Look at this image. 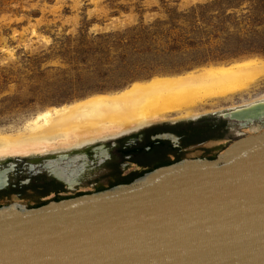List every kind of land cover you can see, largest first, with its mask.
Listing matches in <instances>:
<instances>
[{"label":"water","instance_id":"obj_1","mask_svg":"<svg viewBox=\"0 0 264 264\" xmlns=\"http://www.w3.org/2000/svg\"><path fill=\"white\" fill-rule=\"evenodd\" d=\"M214 113L236 128L214 159L186 158L35 208L0 207V264H264V100ZM255 123L259 131H244ZM66 157L76 159L72 151L0 160V189L15 166L8 161L63 179L47 169Z\"/></svg>","mask_w":264,"mask_h":264},{"label":"rangeland","instance_id":"obj_2","mask_svg":"<svg viewBox=\"0 0 264 264\" xmlns=\"http://www.w3.org/2000/svg\"><path fill=\"white\" fill-rule=\"evenodd\" d=\"M250 56L264 58V0H0V131L44 108ZM262 94L264 83L200 115Z\"/></svg>","mask_w":264,"mask_h":264},{"label":"bare ground","instance_id":"obj_3","mask_svg":"<svg viewBox=\"0 0 264 264\" xmlns=\"http://www.w3.org/2000/svg\"><path fill=\"white\" fill-rule=\"evenodd\" d=\"M262 83L264 58L259 56L209 65L182 75H157L135 81L119 91L96 93L44 108L15 133L0 131V159L11 155L64 154L143 124L171 116H195L210 105L219 108L222 102L246 97L238 95L256 91ZM256 98L243 106L264 100V94ZM250 128L256 132L261 125L255 123Z\"/></svg>","mask_w":264,"mask_h":264},{"label":"flooded vegetation","instance_id":"obj_4","mask_svg":"<svg viewBox=\"0 0 264 264\" xmlns=\"http://www.w3.org/2000/svg\"><path fill=\"white\" fill-rule=\"evenodd\" d=\"M200 114L180 118L182 120H174V117L171 118L173 121L150 122L111 137L116 139L98 140L72 149L70 152L74 151L76 155L74 161L70 163L66 157L64 163H52L47 169L50 173L62 175L63 179L44 173L32 174L24 163L8 161L7 166L13 163L15 166L9 184L0 189V199L5 202L0 207L19 202L35 208L52 200L129 183L161 166L186 158L214 159L219 152L212 155L213 148L232 143L236 139V128H232L220 113ZM236 124L234 122L233 126ZM161 134L167 136L158 137ZM26 199L34 200L35 206H29L24 201Z\"/></svg>","mask_w":264,"mask_h":264}]
</instances>
